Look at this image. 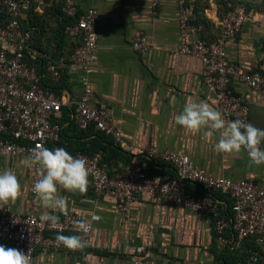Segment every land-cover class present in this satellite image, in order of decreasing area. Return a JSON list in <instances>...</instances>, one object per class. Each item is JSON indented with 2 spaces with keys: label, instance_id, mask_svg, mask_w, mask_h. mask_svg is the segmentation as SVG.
<instances>
[{
  "label": "crops",
  "instance_id": "obj_1",
  "mask_svg": "<svg viewBox=\"0 0 264 264\" xmlns=\"http://www.w3.org/2000/svg\"><path fill=\"white\" fill-rule=\"evenodd\" d=\"M77 1L81 12L90 6L99 11L98 45L91 76L93 99L108 104L126 143L125 147L120 146L119 155L108 153V159L103 161L111 174L131 164H143L152 180L166 175L175 178L176 172L169 164L130 153L132 150L138 152L158 147L190 156L196 165L217 178L234 181L253 179L264 185V165L250 166L246 152L217 153L214 150L217 134L211 137L202 133L192 134L175 123V115L190 99L205 100L218 110L217 94L205 81L201 60L196 56L179 54V0H162L157 10L152 7V0ZM208 2L204 16L211 23L206 27L201 25L198 37L212 41L221 34V17L217 1ZM191 5L194 8L193 3ZM42 10L39 8L38 11ZM53 26L57 24L53 22ZM140 33L146 36L151 46L148 51H137L133 46ZM263 37L264 12L252 10L248 12V19L239 35L228 42L229 59L247 70L264 71ZM72 40L78 41L74 37ZM47 43L44 49L57 51V41ZM33 51L35 56L39 55L37 48L33 47ZM81 77V68L69 65L63 78L57 82L58 93L67 102L61 116L63 139L65 145L75 148L96 138L95 134H80L76 125L71 123L77 112L76 101L84 94ZM46 83L51 84L52 81L46 78ZM232 87L249 104L254 125L264 129V94L243 82H234ZM109 138L108 142H114L111 136ZM110 145L114 149L119 147L115 142ZM56 147L57 144H50L48 148ZM261 147L264 148V144ZM23 158L10 156L0 159V170L13 169L22 192L15 204H0V211L8 208L27 213L31 208L34 168L23 166L20 163ZM188 188L193 195H201L199 187L189 185ZM60 194L68 198L69 212L81 214L88 220L93 214L102 219L92 221L91 244L83 252L46 253L38 249L33 264H134L133 258L140 246L145 247L147 256L154 260L176 264H245L252 252L249 250L242 257L246 253L243 247L221 255L216 246L214 219L176 206L167 197L148 193L138 196L133 204L132 217L127 221L119 212L117 199L97 194L90 185L84 194L64 190ZM217 196L221 200L220 211L226 209L224 214H228L232 200L224 194ZM45 211L50 210L40 206L39 214Z\"/></svg>",
  "mask_w": 264,
  "mask_h": 264
},
{
  "label": "built area",
  "instance_id": "obj_2",
  "mask_svg": "<svg viewBox=\"0 0 264 264\" xmlns=\"http://www.w3.org/2000/svg\"><path fill=\"white\" fill-rule=\"evenodd\" d=\"M162 0H152L157 10ZM44 0H0V159L10 156H27L37 144L49 147L62 139V121L65 99L58 88L45 83L49 78L59 82L66 68L79 66L83 96L76 101L77 112L73 120L80 129L95 125L98 130L111 136L116 145L125 147L122 133L106 102L94 101L91 76L98 45L97 24L100 18L96 7L80 11L77 0H63L62 10L70 22L65 32L78 39V46L64 57L53 59L45 55L47 62L38 67L30 65L28 54L35 56L32 43L33 32L23 29L21 19L24 12ZM179 54L198 57L202 62L203 75L208 87L217 94V108L226 120H242L254 125L251 109L243 97L232 87L234 82H243L250 88L264 94V71L247 70L228 57V42L235 39L248 19L245 8H239L221 18V34L212 41L198 37L202 26L192 23L194 8L187 0H179ZM7 14L10 17L7 18ZM133 46L137 51H148L150 44L143 33L138 34ZM264 46V37H263ZM255 126V125H254ZM262 146V145H261ZM133 156H144L149 160H160L172 166L176 177L169 175L152 180L146 173V166L133 164L111 174L103 163V153L72 155L84 158L90 168L89 185L97 194L118 200L119 212L124 220L132 217L133 204L138 196L148 193L167 197L169 202L214 219L216 246L221 255L242 249L254 237L257 248L247 257L245 264H264V185L253 179L234 181L217 178L207 169L196 165L190 156L158 147L130 151ZM37 179L34 168L31 184V208L27 213L0 211V244L16 248L28 254L31 251L32 264L38 249L43 252H83L91 244V229L83 238L87 246L82 251H71L58 246L57 234L83 235L73 232L72 221L84 218L81 214L69 212L60 216L57 229H51L40 222V205L32 187ZM189 185L199 187L201 195L195 196ZM217 194H224L232 200L230 211H220L221 200ZM229 208V207H228ZM85 219V218H84ZM230 232V235L228 233ZM134 264H176L157 261L147 256V249L140 246L133 258Z\"/></svg>",
  "mask_w": 264,
  "mask_h": 264
},
{
  "label": "clouds",
  "instance_id": "obj_3",
  "mask_svg": "<svg viewBox=\"0 0 264 264\" xmlns=\"http://www.w3.org/2000/svg\"><path fill=\"white\" fill-rule=\"evenodd\" d=\"M175 123L192 134L202 133L211 137L218 135L214 145L217 153L240 154L246 152L250 166L264 165V129L242 120H226L222 113L205 100H188L181 112L175 115ZM20 163L27 168H35L37 179L32 192L41 207L46 210L40 222L51 229H57L60 215H69V200L61 195V190L84 194L88 190L90 168L84 158L72 155L63 147L49 149L39 144L32 148ZM21 184L16 172L11 168L0 170V204H15L21 196ZM102 218L93 214L91 221ZM73 232L83 235L57 234L58 246L71 251H82L87 246L83 238L91 229L88 219L72 221ZM0 264H32L31 251H23L0 244Z\"/></svg>",
  "mask_w": 264,
  "mask_h": 264
},
{
  "label": "trees",
  "instance_id": "obj_4",
  "mask_svg": "<svg viewBox=\"0 0 264 264\" xmlns=\"http://www.w3.org/2000/svg\"><path fill=\"white\" fill-rule=\"evenodd\" d=\"M187 1L189 4L193 3L194 5V13L196 16L192 20V23L197 26L202 25L203 27L210 25L211 23L210 20L206 16H204L205 9L209 7V2H208L209 0H206L205 2L204 0H195V1L187 0ZM216 1L219 7V16L221 18H223L225 15H227L230 12L236 11L239 8H245L247 13L252 10L264 12V0H262L263 2L259 0H216ZM62 7H63V0H44L43 4H36V6L32 7L30 10L24 12V17L21 19V26L23 29L34 31L32 48L33 47L37 48L38 49L37 52L39 54L37 59L34 58L31 54H28L27 61L29 62L30 65H35L40 67L43 65V63L47 62V58L44 57V55L48 54L49 57L55 59L60 56L69 55L78 46L79 42L73 41L72 37L65 32L66 24L70 22L71 19L65 16ZM39 8L43 10L40 12L38 11ZM8 17H10V15L7 14V18ZM53 22L56 23L57 26H53ZM53 40L57 41V45H58L57 51L51 52V50L43 48L46 42L49 43L50 41ZM48 85L57 87V83H53V82L51 84L49 83ZM71 123H74L76 125L73 119H71ZM76 128L80 132V134L87 136L95 134L96 138L90 141L89 143L83 144L80 148H75L72 145L70 146L65 145L63 139L64 135H63L62 139L56 143L57 146L65 148L71 154L77 152H81L85 154H94L96 152H102L103 161L108 159L107 156L108 153H110L113 156H116L117 154L119 155L120 153L119 150L122 148L120 146L116 147L115 148L116 150L112 148L110 143L113 145L114 142L112 141L108 142L110 136L107 135L105 132L98 130L95 125L84 130L80 129L77 125ZM103 141H106V143H104ZM249 240L251 241L247 242V244L244 245L245 247L244 250H246V253H244L242 257L246 256L249 250L253 251L257 248L254 237H252ZM246 247L248 250L246 249Z\"/></svg>",
  "mask_w": 264,
  "mask_h": 264
},
{
  "label": "rangeland",
  "instance_id": "obj_5",
  "mask_svg": "<svg viewBox=\"0 0 264 264\" xmlns=\"http://www.w3.org/2000/svg\"><path fill=\"white\" fill-rule=\"evenodd\" d=\"M259 1H262V0H259ZM263 2V1H262Z\"/></svg>",
  "mask_w": 264,
  "mask_h": 264
}]
</instances>
